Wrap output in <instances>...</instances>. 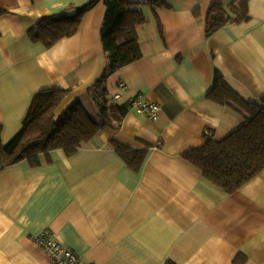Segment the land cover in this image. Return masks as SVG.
<instances>
[{"label": "crops", "instance_id": "obj_1", "mask_svg": "<svg viewBox=\"0 0 264 264\" xmlns=\"http://www.w3.org/2000/svg\"><path fill=\"white\" fill-rule=\"evenodd\" d=\"M161 1L167 5L140 6L147 19L138 27L143 56L99 81L108 63L104 0L74 35L50 48L28 30L88 0H0L5 143L43 88L68 89L57 115L80 101L99 118L94 97L103 87L109 98L121 93L120 103L140 95L161 105L157 120L130 107L119 126L72 155L57 149L39 165L23 159L1 168L0 264H50L36 240L47 228L91 264H264V170L227 193L184 156L245 121L237 108L209 97L217 71L244 99H264V0H248L249 20L211 35V3L232 0ZM111 139L147 149L142 166L130 167Z\"/></svg>", "mask_w": 264, "mask_h": 264}, {"label": "trees", "instance_id": "obj_2", "mask_svg": "<svg viewBox=\"0 0 264 264\" xmlns=\"http://www.w3.org/2000/svg\"><path fill=\"white\" fill-rule=\"evenodd\" d=\"M100 0H88L72 12L43 16L28 30L34 42L50 48L60 39L74 35L84 14ZM107 9L101 27V41L107 54V68L99 81L143 56L138 27L146 22L140 6L167 5L161 0H104ZM250 19L248 0H232L225 4L211 3L206 16V33L213 34L229 22ZM68 89L49 87L37 91L30 103L21 129L8 142L2 139L0 124V169L23 159L39 165L50 158L53 150L62 149L72 155L89 143L106 127L119 126L131 107L130 102L120 103L107 97L103 87L94 100L99 118L77 101L59 115L57 107ZM209 97L221 104L234 106L245 118L243 125L221 140L208 138L184 156L203 172V175L227 193H234L264 170V99L252 102L244 99L217 71ZM112 145L125 162L138 170L146 157L147 149L137 150L111 139Z\"/></svg>", "mask_w": 264, "mask_h": 264}, {"label": "built area", "instance_id": "obj_3", "mask_svg": "<svg viewBox=\"0 0 264 264\" xmlns=\"http://www.w3.org/2000/svg\"><path fill=\"white\" fill-rule=\"evenodd\" d=\"M121 88H125L123 84ZM122 98L121 93H115L113 100L118 101ZM131 108L138 113L147 115L153 120L159 119L161 105L157 102H151L137 95L129 100ZM211 135V132H208ZM36 240L41 244L50 258V264H91L85 262L81 255L75 250L65 247L59 240L53 237L51 229L47 228L36 236Z\"/></svg>", "mask_w": 264, "mask_h": 264}]
</instances>
